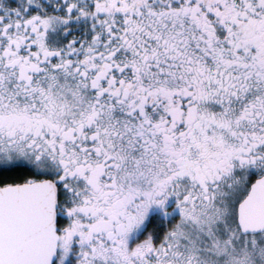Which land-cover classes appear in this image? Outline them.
<instances>
[{"label":"snow or ice","instance_id":"obj_1","mask_svg":"<svg viewBox=\"0 0 264 264\" xmlns=\"http://www.w3.org/2000/svg\"><path fill=\"white\" fill-rule=\"evenodd\" d=\"M0 264H264V0H0Z\"/></svg>","mask_w":264,"mask_h":264}]
</instances>
